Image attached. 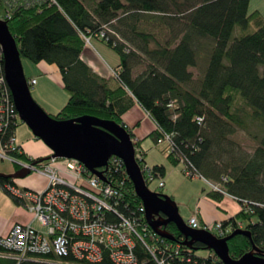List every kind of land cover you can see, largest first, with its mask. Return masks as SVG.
Returning <instances> with one entry per match:
<instances>
[{
	"label": "trees",
	"instance_id": "16d2710c",
	"mask_svg": "<svg viewBox=\"0 0 264 264\" xmlns=\"http://www.w3.org/2000/svg\"><path fill=\"white\" fill-rule=\"evenodd\" d=\"M250 1L0 0L7 9L0 18L6 20L21 57L55 64L61 72L69 98L51 116L63 120L88 114L123 123L122 115L137 102L156 124L150 134L155 141L165 133L171 135L172 151L166 146L165 153L172 164L184 160L217 183L223 192L209 189L212 199L230 195L242 204L234 217L221 221L226 235L236 228L250 232V237L238 234L228 240L232 258L250 251L252 245L264 255V17L258 10L249 13ZM143 14H148L150 23L170 28L164 43L154 32L139 28ZM251 23L253 32L233 37L236 26L247 29ZM85 37L101 39L118 53L120 63L109 78L98 75L81 58ZM146 57V69L134 75V66ZM190 67L199 69L197 81ZM251 122L259 124L262 134H254L258 144L248 154L230 136L238 128L248 130ZM13 124L6 133L16 130L18 121ZM145 154L141 149L142 161ZM18 157L31 156L24 152ZM152 167L156 177L165 175L164 165ZM117 174L126 177L124 167ZM5 183L16 184V179L1 177L0 187L21 206ZM126 183L132 201L141 205L128 177ZM118 207L124 215L134 216L131 206ZM135 217L146 224L143 214ZM166 229L175 239L157 236L148 247L138 242L136 264H224L200 242L183 245L184 236L174 223ZM148 230L154 232L149 224ZM0 264L73 261L54 254L22 260L0 255ZM99 264L115 263L105 256Z\"/></svg>",
	"mask_w": 264,
	"mask_h": 264
},
{
	"label": "built area",
	"instance_id": "2783aa9c",
	"mask_svg": "<svg viewBox=\"0 0 264 264\" xmlns=\"http://www.w3.org/2000/svg\"><path fill=\"white\" fill-rule=\"evenodd\" d=\"M85 40L89 43L91 38L85 37ZM0 56L3 57L1 47ZM35 83V78L28 79L29 86ZM18 119L5 79L4 64L0 61V160L40 172L49 179L47 188L42 191L17 184L3 185L19 200L31 219L15 222L6 234L0 236V255L22 260L37 254H54L69 258L73 264H99L108 256L115 264H136L138 242L148 247V242L155 241L158 235L148 230L147 222L142 224L139 217H135V213L145 216V208L130 198L127 175L117 174L122 170V159L117 156L109 159L104 171L105 180L91 174L82 162L73 158H51L46 160L47 163L33 165L32 157L30 160L18 157L25 151L18 142L16 130L5 131ZM157 142L165 143L167 150L172 151L170 134H163ZM138 158L141 159L140 153ZM182 165L185 176L201 178L210 190L223 192L217 183L200 175L184 160ZM141 171L147 184L157 178L153 167L146 162L141 163ZM158 180V186L162 187L164 181ZM120 204L131 206L134 216L121 213ZM33 222H38L39 227ZM186 223L192 228L208 229L218 237L225 236L227 232L221 221L204 226L196 214L191 215Z\"/></svg>",
	"mask_w": 264,
	"mask_h": 264
},
{
	"label": "water",
	"instance_id": "95a60500",
	"mask_svg": "<svg viewBox=\"0 0 264 264\" xmlns=\"http://www.w3.org/2000/svg\"><path fill=\"white\" fill-rule=\"evenodd\" d=\"M0 47L5 79L18 116L51 151L50 154L34 160L33 165L51 158H73L82 162L91 173L105 180L104 171L109 159L117 156L122 159L134 191L142 201L149 226L158 236L174 240L173 234L166 229L169 223H174L184 236L183 245L192 246L194 242H200L212 250L224 264H264V255L258 253L255 245L239 258H232L229 254L228 240L238 234L250 237L249 230L236 228L230 234L218 237L208 229L192 228L169 195L151 190L136 159L134 140L123 123L88 114L62 120L47 113L31 94L17 42L6 20L1 18ZM30 173L29 168H21L10 174L0 173V177L17 179Z\"/></svg>",
	"mask_w": 264,
	"mask_h": 264
},
{
	"label": "rangeland",
	"instance_id": "374dc122",
	"mask_svg": "<svg viewBox=\"0 0 264 264\" xmlns=\"http://www.w3.org/2000/svg\"><path fill=\"white\" fill-rule=\"evenodd\" d=\"M0 10L2 11L3 8L0 7ZM255 10H258L264 17V0H251L250 1L249 13ZM2 13L3 12H0V14ZM147 15L143 14L142 21L139 23V28L154 32L158 40L164 43L165 40L170 35L169 34L170 28L168 26L165 27L163 25L156 26L155 24L150 23L148 21L149 19L147 20L148 18ZM166 19L170 21L169 18H166ZM105 29L108 32H111L112 30L111 26L109 25H107ZM254 30H255V25L253 23H251L247 29H242L240 26H236L233 32V37L237 35L251 33ZM115 35L117 36V38L119 39L121 38L120 34L115 33ZM91 42L93 44H96L97 50H98V52L96 53V56L105 65H107V68L109 71H112L113 67H117V65L120 63V57L113 48L108 46L101 39L97 40V38H93ZM141 55L142 57L144 56V54H141ZM144 60L143 62H140L134 66L133 68L134 75H137L146 69V65L149 60L147 59V57ZM37 64L38 63H34L27 58H22V65H23L24 73L27 78H32V76L40 78L42 75L44 76L42 71L39 70V68L37 67ZM189 70L193 72L194 79L196 81L201 77V73L198 68L190 67ZM43 76L40 78L41 79L40 81L47 83V90H49L46 93L47 96L49 97L54 96V97L59 98V96H62V94H66L67 95L66 102H67L69 98V93L64 88V86L58 83L55 80L54 76L53 77L52 76L43 77ZM40 84L41 82L38 85H32V87L30 88V91H31L33 98L36 100V102L43 108V106L38 102L37 98H35L37 95V86H39ZM144 128H146V125H144ZM254 134H257L259 137L262 134V131L258 123L251 122L248 130L238 128L235 134L230 136V141L234 142L235 145L240 146V148H242L243 151L247 152L248 154H251L258 144V137L254 138ZM16 137L19 143L22 145L23 143L26 144L28 143L29 140H31L32 143L40 146L42 154H47L49 152L48 147L43 143V141L38 140L33 135L31 129L20 118L18 119V125L16 128ZM142 143L146 150L145 160L148 164L154 165V164L164 163L167 166V174L165 176V181L167 182V185L165 187H159L158 186L159 180L158 178H156L155 180L151 181L148 184L149 188L153 191L161 192L167 195H169L166 192V189L168 187L171 190L176 189L175 190L176 193L175 195L172 194L173 195L172 198L176 203L183 204V206L179 209H180V213L182 217L184 218V220H187L190 210L185 205V203H188L190 201L189 190L190 189L196 190V187L201 188V189L205 187L206 189L209 190V187L201 178H191V177L185 176L182 170L183 169L182 164H178L177 166L172 164L167 158V154L163 151V148L165 147L164 143H156V141L151 136H147L146 138H144L142 140ZM33 157H36V155H33ZM16 167L17 165L13 162L0 160V173H5V174L13 173L16 171ZM27 181L32 182L31 186L29 185L27 186L24 184ZM16 184L22 188L26 187L29 189L42 191L47 188L49 184V179L47 178V176L41 174L40 172L32 171L29 175H27L24 178H17ZM0 202L5 203L4 204L5 208L2 207V213L11 212L13 207H17L12 197L9 194H7L1 187H0ZM20 207L22 208V212L25 215V217L28 218L29 214L26 213L25 208L22 206ZM34 225L39 227L38 222H34Z\"/></svg>",
	"mask_w": 264,
	"mask_h": 264
},
{
	"label": "crops",
	"instance_id": "0c3cea01",
	"mask_svg": "<svg viewBox=\"0 0 264 264\" xmlns=\"http://www.w3.org/2000/svg\"><path fill=\"white\" fill-rule=\"evenodd\" d=\"M0 7L3 8L2 11L0 10V12H3L2 14L7 12V9H5L4 4H0ZM93 38L95 37H92L91 40ZM91 40L89 43L85 44V47L81 53V58L98 75L104 78H109L112 75L113 69L115 67H113L112 71L108 70L107 65H105L96 56V53L98 52L97 46L96 44H93ZM37 67L44 74V76L42 75L43 77L54 76L55 80L61 85H63L62 75L57 65L50 64L45 61H40L38 62ZM32 78L36 79V83L34 85H38L41 82V84L37 86V95L35 98H37L38 102L43 106V108L47 112L51 114L57 113L61 109V107L66 103L67 95L62 94V96H59V98L54 96L49 97L46 94L49 91L47 90V83L40 81L41 79L35 76H32ZM122 122L125 126L131 129V132L133 133V138H135L139 142V147H141V149L146 152L142 140L147 136H150L151 132H153L156 128V124L151 118V116L140 106L139 103L135 102L134 105L122 115ZM144 125H146V128H144ZM22 147L24 151L31 156L36 155V157H40L46 156L50 153L49 150L47 154H42L40 146L32 143L31 140H29L26 144L23 143ZM163 151L165 152V147L163 148ZM162 165H164L165 167V175L161 178L164 181V185L162 187H165L167 185V182L165 181V176L167 174V166L164 163ZM24 184L27 186H31L32 182L27 181ZM175 190L176 189L171 190L168 187L166 189V192L172 198V194L175 195L176 193ZM207 191L208 189H206L205 187H203L202 189L196 187V190H189L190 201L188 203H185V205L190 210L188 218L191 215L196 214L202 225L211 226L215 222L224 221L231 217H234L241 210L242 204L234 197L230 195H225L220 201H216L207 195ZM4 204L5 203L0 202V236L6 234L15 222H26L31 219V215L29 213L28 218L25 217L22 212V208L18 205L17 207H13L11 212L2 213V207L5 208ZM176 204L178 205V208H181L183 206V204L181 203ZM201 254L207 255L208 252H201Z\"/></svg>",
	"mask_w": 264,
	"mask_h": 264
},
{
	"label": "bare ground",
	"instance_id": "6f19581e",
	"mask_svg": "<svg viewBox=\"0 0 264 264\" xmlns=\"http://www.w3.org/2000/svg\"><path fill=\"white\" fill-rule=\"evenodd\" d=\"M1 19H3V18H1ZM38 140H40V139H38ZM133 140H134V145H135V156H136V159H137V161H138V163H139V166H140V168H141V163L142 162H146V160L145 161H142L140 158H138V153H140L141 154V147H139V145L138 144H136V142H138L135 138H133ZM156 143H158L157 141H156ZM165 144V143H164ZM165 148H166V144H165ZM167 148H168V146H167ZM49 149V148H48ZM50 150V149H49ZM40 157H42V156H40ZM113 157V156H112ZM37 158H39V157H36L34 160H36ZM121 159V158H120ZM34 160H32V162L34 161ZM46 161V160H45ZM31 162V163H32ZM44 162V161H43ZM14 163V162H13ZM40 163H42V162H40ZM40 163H38V164H40ZM147 163V162H146ZM16 164V163H15ZM182 164V163H181ZM17 165V164H16ZM35 165H37V164H35ZM150 165V164H149ZM151 166H153V165H151ZM183 166V165H182ZM17 167H18V169H21V168H26V167H22V166H19V165H17ZM123 167H124V163H123ZM17 169V170H18ZM31 170V169H30ZM124 170H125V168H124ZM89 171V170H88ZM31 172H32V170H31ZM90 172V171H89ZM91 173V172H90ZM126 173V172H125ZM91 174H93V173H91ZM94 175V174H93ZM127 175V174H126ZM128 177V176H127ZM1 178V177H0ZM158 179H161L162 177H157ZM11 194V193H10ZM142 202V201H141Z\"/></svg>",
	"mask_w": 264,
	"mask_h": 264
},
{
	"label": "flooded vegetation",
	"instance_id": "af4514ba",
	"mask_svg": "<svg viewBox=\"0 0 264 264\" xmlns=\"http://www.w3.org/2000/svg\"><path fill=\"white\" fill-rule=\"evenodd\" d=\"M168 225H169V224H168ZM168 225H167V226H168Z\"/></svg>",
	"mask_w": 264,
	"mask_h": 264
}]
</instances>
